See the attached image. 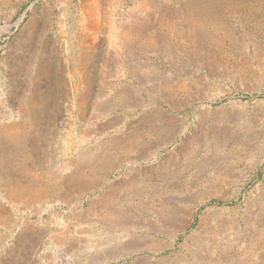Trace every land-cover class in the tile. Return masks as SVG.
Wrapping results in <instances>:
<instances>
[{
	"label": "rangeland",
	"instance_id": "rangeland-1",
	"mask_svg": "<svg viewBox=\"0 0 264 264\" xmlns=\"http://www.w3.org/2000/svg\"><path fill=\"white\" fill-rule=\"evenodd\" d=\"M0 28V264H264V0H0Z\"/></svg>",
	"mask_w": 264,
	"mask_h": 264
},
{
	"label": "water",
	"instance_id": "water-1",
	"mask_svg": "<svg viewBox=\"0 0 264 264\" xmlns=\"http://www.w3.org/2000/svg\"><path fill=\"white\" fill-rule=\"evenodd\" d=\"M25 16H26V15H25ZM25 16H24V17H25ZM24 17H23L22 19L18 20L17 23H16L14 26L19 25V24L22 22V20L24 19Z\"/></svg>",
	"mask_w": 264,
	"mask_h": 264
},
{
	"label": "bare ground",
	"instance_id": "bare-ground-1",
	"mask_svg": "<svg viewBox=\"0 0 264 264\" xmlns=\"http://www.w3.org/2000/svg\"><path fill=\"white\" fill-rule=\"evenodd\" d=\"M9 28H10V26H9ZM1 33H2V29L0 28V35H1ZM247 126H248V125H247ZM254 137H255V136H254ZM212 173H213V172H212ZM256 200H257V199H256ZM246 205H247V204H246ZM227 220H228V219H227ZM213 227H214V226H213ZM228 236H229V235H228ZM202 238H203V237H202ZM211 238H212V237H211ZM211 238H210V239H211ZM215 240H216V239H215ZM215 240H214V241H215ZM205 243H206V242H205ZM196 244H197V243H196ZM200 254H201V253H200Z\"/></svg>",
	"mask_w": 264,
	"mask_h": 264
}]
</instances>
